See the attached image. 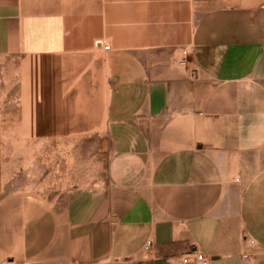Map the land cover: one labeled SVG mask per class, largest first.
Returning a JSON list of instances; mask_svg holds the SVG:
<instances>
[{"label":"crops","instance_id":"0c3cea01","mask_svg":"<svg viewBox=\"0 0 264 264\" xmlns=\"http://www.w3.org/2000/svg\"><path fill=\"white\" fill-rule=\"evenodd\" d=\"M1 71L0 264H264V0H0ZM33 135L105 136L104 179L38 177Z\"/></svg>","mask_w":264,"mask_h":264},{"label":"rangeland","instance_id":"374dc122","mask_svg":"<svg viewBox=\"0 0 264 264\" xmlns=\"http://www.w3.org/2000/svg\"><path fill=\"white\" fill-rule=\"evenodd\" d=\"M9 75L8 72L6 74L0 72V121L4 123L7 129L9 127L13 129L20 127L21 121L16 100V83L15 81L12 84L10 83ZM28 137L30 143L39 145L50 143V151H42V147H39L38 150H30L26 154H34V158L39 160L43 158L48 160V167L46 160V167L40 166L36 172L39 171L38 177L42 176L41 171L46 175L49 174L51 178L53 176L54 181H56L54 186L59 185L60 188L64 187L65 191L69 192L77 187L86 188L96 185L104 179L106 159L109 154L105 136L83 137L81 146L77 145L76 149L78 150L76 151L53 150L52 142L34 135ZM54 148H58V146H54ZM7 153L9 154V152ZM52 184L51 181V187Z\"/></svg>","mask_w":264,"mask_h":264},{"label":"built area","instance_id":"2783aa9c","mask_svg":"<svg viewBox=\"0 0 264 264\" xmlns=\"http://www.w3.org/2000/svg\"><path fill=\"white\" fill-rule=\"evenodd\" d=\"M105 48L109 49L110 44H105ZM253 241V240H251ZM153 246L152 240H147L145 249L150 250ZM180 264H209L210 257L201 250H193L179 256Z\"/></svg>","mask_w":264,"mask_h":264}]
</instances>
